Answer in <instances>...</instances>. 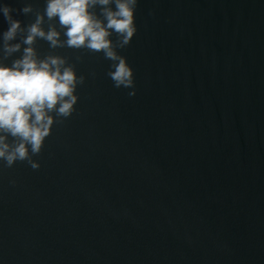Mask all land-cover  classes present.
<instances>
[{
	"label": "water",
	"instance_id": "water-1",
	"mask_svg": "<svg viewBox=\"0 0 264 264\" xmlns=\"http://www.w3.org/2000/svg\"><path fill=\"white\" fill-rule=\"evenodd\" d=\"M3 4L26 27L46 0ZM135 24L133 96L37 40L85 80L38 169L0 161V264H264V0H137Z\"/></svg>",
	"mask_w": 264,
	"mask_h": 264
},
{
	"label": "clouds",
	"instance_id": "clouds-1",
	"mask_svg": "<svg viewBox=\"0 0 264 264\" xmlns=\"http://www.w3.org/2000/svg\"><path fill=\"white\" fill-rule=\"evenodd\" d=\"M136 5L137 0H46L43 12L31 4L19 10L25 15L35 12L34 22L26 27L13 18L16 9L0 5L9 25L2 33L0 57V161L7 167L27 161L33 169L39 168L32 157L41 153L53 125L72 116L79 99L77 86L85 80L65 57L51 53L41 57L37 40L46 41L51 49L102 52L112 62L107 75L114 87L131 88L133 96L134 70L117 48L127 46L137 31ZM113 34L118 37L115 43ZM18 37L19 42L13 43ZM21 50L10 65L4 63Z\"/></svg>",
	"mask_w": 264,
	"mask_h": 264
}]
</instances>
